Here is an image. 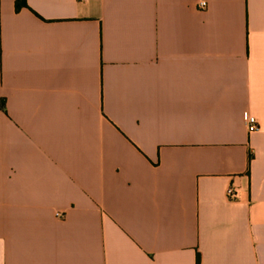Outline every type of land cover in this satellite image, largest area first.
<instances>
[{"label": "crops", "instance_id": "crops-1", "mask_svg": "<svg viewBox=\"0 0 264 264\" xmlns=\"http://www.w3.org/2000/svg\"><path fill=\"white\" fill-rule=\"evenodd\" d=\"M16 1L0 264H264V0Z\"/></svg>", "mask_w": 264, "mask_h": 264}, {"label": "built area", "instance_id": "built-area-1", "mask_svg": "<svg viewBox=\"0 0 264 264\" xmlns=\"http://www.w3.org/2000/svg\"><path fill=\"white\" fill-rule=\"evenodd\" d=\"M199 7L201 8H206L207 7V2L206 1H201L199 3ZM247 126H248V129L250 131H254V130H257L259 128V123H258V120H257V117L255 115H250L247 119ZM237 188L234 187L233 185H231L228 190H227V194L229 197H233L237 194Z\"/></svg>", "mask_w": 264, "mask_h": 264}, {"label": "trees", "instance_id": "trees-1", "mask_svg": "<svg viewBox=\"0 0 264 264\" xmlns=\"http://www.w3.org/2000/svg\"><path fill=\"white\" fill-rule=\"evenodd\" d=\"M26 4H27L26 0H17L16 1V8L20 9L22 6H25ZM2 104H4V101L2 102ZM199 264H200V257H199Z\"/></svg>", "mask_w": 264, "mask_h": 264}]
</instances>
